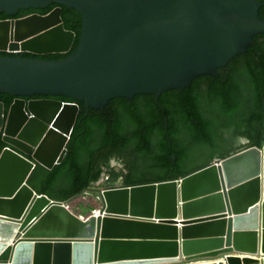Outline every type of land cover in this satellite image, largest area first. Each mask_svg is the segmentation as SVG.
Returning <instances> with one entry per match:
<instances>
[{"label": "water", "instance_id": "water-1", "mask_svg": "<svg viewBox=\"0 0 264 264\" xmlns=\"http://www.w3.org/2000/svg\"><path fill=\"white\" fill-rule=\"evenodd\" d=\"M53 3L83 17L78 47L61 59L20 54L71 50L61 7L0 20V51L12 53L0 54V93L16 96L8 110L0 100V264H264V142L181 178L92 187L101 214L88 218L28 181L37 164L63 161L78 101L103 109L219 75L264 33L263 3L0 0V13Z\"/></svg>", "mask_w": 264, "mask_h": 264}, {"label": "trees", "instance_id": "trees-1", "mask_svg": "<svg viewBox=\"0 0 264 264\" xmlns=\"http://www.w3.org/2000/svg\"><path fill=\"white\" fill-rule=\"evenodd\" d=\"M258 1L263 3L260 16L264 20V0ZM57 7L62 8L66 30L76 34L71 50L42 55L20 52L22 56L61 59L71 54L79 45L82 15L56 3L44 9L20 10L14 16L0 13V20H6L32 13L46 15ZM46 97L75 101L65 95ZM15 98L0 93L6 110ZM78 103L80 111L67 153L53 168L37 164L28 180L35 190L57 200H71L98 186L105 174L109 178L104 185L119 181L129 186L181 178L216 158L262 146L264 33L255 38L247 52L220 68L219 75L197 76L183 89L172 88L158 97L154 93L115 97L103 109L90 107L87 111L84 102ZM240 137L247 142L241 143ZM5 145L0 140V153ZM114 161L120 165L114 166Z\"/></svg>", "mask_w": 264, "mask_h": 264}, {"label": "rangeland", "instance_id": "rangeland-1", "mask_svg": "<svg viewBox=\"0 0 264 264\" xmlns=\"http://www.w3.org/2000/svg\"><path fill=\"white\" fill-rule=\"evenodd\" d=\"M114 166L120 165L118 162H113ZM106 174L103 175L101 180L98 182L99 184L98 187H104V181L106 179ZM97 187V186H96ZM69 206L71 209L77 213L78 215L82 217H87L92 213V210L96 207L101 206V202L98 199V193L89 190L87 193H84L83 195L80 196H75L71 200H69Z\"/></svg>", "mask_w": 264, "mask_h": 264}, {"label": "built area", "instance_id": "built-area-1", "mask_svg": "<svg viewBox=\"0 0 264 264\" xmlns=\"http://www.w3.org/2000/svg\"><path fill=\"white\" fill-rule=\"evenodd\" d=\"M108 178H109V176L107 175L105 180H107ZM121 185H123V184H121V182H119V181L116 182V184H110V186H114V187H116V186H121ZM105 187H106V186H104V188H105ZM68 202H69V201H68ZM100 207H101V206H100ZM100 207L94 209V210L92 211L91 214H95L96 216L100 215V214H101ZM91 214H90V215H91ZM90 215H89V216H90ZM89 216H87V217H85V218H88Z\"/></svg>", "mask_w": 264, "mask_h": 264}, {"label": "crops", "instance_id": "crops-1", "mask_svg": "<svg viewBox=\"0 0 264 264\" xmlns=\"http://www.w3.org/2000/svg\"><path fill=\"white\" fill-rule=\"evenodd\" d=\"M181 226H183V224H180ZM235 253H236V251H234ZM229 254H226V256H228ZM212 257H210V258H208V259H204V260H209V262H215V261H211V260H213V259H211ZM217 261H219V260H217ZM188 262V264H194L193 262H195V264H198L199 262H197V261H193V262H191V261H187ZM209 262H207V263H209Z\"/></svg>", "mask_w": 264, "mask_h": 264}, {"label": "flooded vegetation", "instance_id": "flooded-vegetation-1", "mask_svg": "<svg viewBox=\"0 0 264 264\" xmlns=\"http://www.w3.org/2000/svg\"><path fill=\"white\" fill-rule=\"evenodd\" d=\"M32 14H36V13H32ZM32 14H29V15H32ZM239 140H240L241 143H246L247 142L246 138H243V137H240ZM116 182H118V181H116Z\"/></svg>", "mask_w": 264, "mask_h": 264}]
</instances>
